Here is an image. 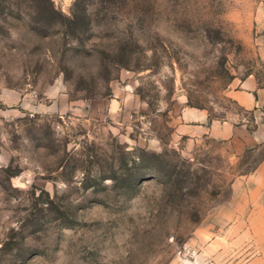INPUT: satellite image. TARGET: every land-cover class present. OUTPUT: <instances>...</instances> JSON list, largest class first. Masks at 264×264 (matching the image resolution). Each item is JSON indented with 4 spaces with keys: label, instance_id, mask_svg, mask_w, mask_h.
<instances>
[{
    "label": "rangeland",
    "instance_id": "1",
    "mask_svg": "<svg viewBox=\"0 0 264 264\" xmlns=\"http://www.w3.org/2000/svg\"><path fill=\"white\" fill-rule=\"evenodd\" d=\"M260 38L264 0H0V264H264L235 182L264 143L175 130L253 127Z\"/></svg>",
    "mask_w": 264,
    "mask_h": 264
},
{
    "label": "crops",
    "instance_id": "2",
    "mask_svg": "<svg viewBox=\"0 0 264 264\" xmlns=\"http://www.w3.org/2000/svg\"><path fill=\"white\" fill-rule=\"evenodd\" d=\"M258 54L264 59V39L259 40ZM230 96L244 109L253 113L255 118L253 127H249L245 119L231 122L209 116L207 110L201 107H184L175 126L177 134L196 138L202 134L216 139L226 140L238 152L250 147H260L264 143V119L261 116L260 106L264 103V86L260 85L254 74L250 73L239 79L229 90ZM249 188L254 230L262 241L264 249V157L258 159L253 171L243 177L236 178Z\"/></svg>",
    "mask_w": 264,
    "mask_h": 264
}]
</instances>
